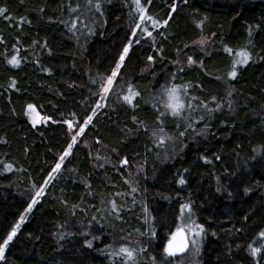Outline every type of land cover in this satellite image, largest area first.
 <instances>
[{"label":"trees","instance_id":"trees-1","mask_svg":"<svg viewBox=\"0 0 264 264\" xmlns=\"http://www.w3.org/2000/svg\"><path fill=\"white\" fill-rule=\"evenodd\" d=\"M140 3L143 22L133 0H0V244L68 149L69 124L87 119L117 53L133 41L122 86L110 91L0 264H119L109 253L122 235L146 249L139 264H153L165 233L188 214L182 205L204 228L196 264H264V0ZM202 38L204 49L193 46ZM240 51L250 59L229 79ZM188 57L194 63L181 71L178 59ZM129 85L140 93L131 104L123 100ZM173 85L187 86L185 108L220 106L195 107L185 136V121L160 116ZM28 105L47 122L32 126ZM159 127L175 141L157 147L151 134Z\"/></svg>","mask_w":264,"mask_h":264},{"label":"snow or ice","instance_id":"snow-or-ice-1","mask_svg":"<svg viewBox=\"0 0 264 264\" xmlns=\"http://www.w3.org/2000/svg\"><path fill=\"white\" fill-rule=\"evenodd\" d=\"M133 4L135 5V12L139 13V20L141 22H143L145 20L146 14H147V9L141 6L140 0H133ZM128 6V5H125ZM95 10L96 11H100L101 9V4L98 2L95 4ZM3 9H0V12H3ZM172 11L175 12L176 11V5L173 4L172 5ZM130 16L133 15V13H129ZM148 19L152 20L153 25H157L159 22L157 20L152 19L151 16L147 17ZM135 22V21H134ZM168 21L165 20L163 21V24H167ZM141 24L140 23H135V28H140ZM143 32L147 33V36L151 37L152 33L150 31H147V29H143ZM132 36L136 37L137 36V32L135 31V29L132 30ZM144 39L143 35H139L138 38L134 41L135 43H140L141 40ZM133 43V41H129L127 45H125L122 49V52H118V60L114 61V68L111 70V74L109 76H107L106 78H103L100 84V88L102 89V92L105 94L104 96H102L101 98L104 99L105 96L111 91L112 85L117 82L116 81V77L118 75V73L121 71L122 67L125 64L126 61V57H129V53H130V46ZM201 47H203V45L205 43H207L206 39H201L199 41ZM225 51H230V49H225ZM237 57L238 59H235L232 63V67L231 70L229 72V79H235L236 75H237V65H244L247 64L250 56L249 53L247 51H240L237 52ZM154 61V56H149L148 57V62L149 64H151ZM9 63H11L13 66H16L19 61L16 59L15 56L12 57V59L9 61ZM187 63L189 66H191L194 61L192 59V57H188ZM181 71H183V69H181ZM173 76H175V73L172 74ZM106 81V82H105ZM93 83H96L95 80L92 81ZM128 92L129 95H125L123 96V100L126 103L131 104L132 100H134L137 96L140 95L139 92L134 91V88L129 85L128 87ZM164 93L167 96L168 99V103L166 104V108L168 109L167 113L161 112L160 116L161 117H166L167 115H171L172 117L176 118L178 121L179 120H183L185 121V130L184 131H180L179 132V136H185L186 135V130L188 128H191L192 124L191 121L194 119L193 116L191 115V112L195 111L194 106L189 103L187 105V108L190 110L189 111V115L188 116H182V112L185 111V104L182 102L181 100V94L183 93L184 95L188 94L187 91V86H183V88L179 87V86H170V87H166L164 89ZM229 95H231L229 93ZM192 99H196V97H192ZM102 105L97 102L96 103V108H100ZM32 105H28L29 110H32ZM200 107H203L205 109H207V111L211 112V111H215L218 110V108L220 107L218 104L216 105V108H209L207 105H204L203 103H201ZM93 112H95V109H93ZM93 117L92 116H88L87 119H85L83 121V126L77 125V127H79V132L74 133L73 137H72V142L68 144V149H72L73 144L76 143V138L80 135H82L85 132V128L89 125V123L92 121ZM199 119H203V116H200ZM135 121V118H134ZM35 123V121L33 122ZM142 123V122H141ZM69 127L71 128L72 125L69 124ZM177 127H179V124L177 125ZM152 139L154 144L157 147H164L166 145L167 142L170 141H175L176 137L172 136V135H167L165 134V129L163 127H159L155 130L152 131ZM70 154L69 151H64L63 155H61L59 157L60 162H57L55 164V166L51 169V172L49 173L48 179H46L44 181V184L47 185L49 183V180L55 179V177L53 176V173H58L61 168H62V163L65 159V157H67ZM208 162V161H205ZM122 163L126 164L127 160L125 159ZM7 168H11V165H6ZM127 182V181H126ZM180 183L183 184L184 180L181 179ZM132 192H136L137 189L135 187H132ZM245 191H247V189H245ZM44 192V188L40 187L36 192L35 195L31 197V203H29L27 205V208L25 209V212H30L33 208V205H35L38 200L37 198L40 197ZM231 195V193H230ZM187 208L186 205H182V209ZM190 211V209H188ZM145 211H147V209H145ZM117 212V207L116 204L113 202L112 203V207H111V213H116ZM24 216H20L19 220L20 222L24 221ZM93 219L95 220L96 217H93ZM20 228V223H16L13 227H11L10 232L8 233L7 237L5 239H3V243L0 244V259L4 258V253H5V248L9 245L10 241L13 240V238L17 235V231ZM139 231V229L137 230ZM204 232V228L202 225L199 224H194V222L191 220V216L187 217L185 220V225L184 227H178L176 229L175 232H173L171 234L170 239H168L166 246H164V253H166V255L168 257H175L177 256L179 253H183L189 246V242L193 245V247L196 249V251L198 252V241L196 239H192L191 241H189V236H195V237H199L201 235V233ZM143 234V233H142ZM85 235H87L85 233ZM261 236L264 237V232L261 233ZM123 238V237H122ZM88 247H91V243L89 242ZM141 252L146 251V249H144L143 247L140 248ZM260 249L259 248H251V254L253 256L256 255L257 252H259ZM109 255H114V256H119L121 257V260L119 262V264H139V261L136 259L137 257V253L136 250L134 248H129V247H124V246H120L118 251H114L109 253ZM165 264H171V261H165Z\"/></svg>","mask_w":264,"mask_h":264},{"label":"rangeland","instance_id":"rangeland-1","mask_svg":"<svg viewBox=\"0 0 264 264\" xmlns=\"http://www.w3.org/2000/svg\"><path fill=\"white\" fill-rule=\"evenodd\" d=\"M139 23V22H138ZM135 30H138V28H135ZM131 40V39H130ZM199 41L200 40H198L197 42H195L194 44H193V46H196V47H199V48H201V49H204L207 45H208V41H207V43H205L204 45H203V47H201V45H200V43H199ZM188 60V59H187ZM187 60H184V59H178V62L176 63V67H178V68H183L182 66L183 65H185L186 67L187 66H189L188 65V63H187ZM183 62V63H182ZM184 66V67H185ZM104 78H106V77H104ZM116 81L117 82H115L113 85H112V88H111V91L112 90H116L117 88H119V87H121L122 85H121V83L119 82V80H118V75H117V77H116ZM106 82V81H105ZM120 91V90H119ZM110 93V92H109ZM108 93V94H109ZM108 94L105 96V98L104 99H102L101 97L102 96H104L105 94L102 92V89L100 88V92L98 93V97H97V100L95 101V103H94V107H93V109H95V112H93V109H92V111H91V113H90V115L89 116H92L93 118H94V116L97 114V112L99 111V110H101L103 107H104V105H105V103H106V100H107V96H108ZM166 99V104L168 103V99H167V97L165 98ZM97 102H99L102 106L100 107V108H96V103ZM196 107V109H197V111H198V109L199 108H202L201 110L203 111V107H199V106H195ZM194 107V108H195ZM167 109V108H166ZM167 112H168V109L166 110ZM189 109L186 107L185 108V111L184 112H182V114L181 115H183V116H188L189 115ZM202 111H200V112H202ZM206 113H207V111H206ZM25 114H26V117H27V120L29 121V123L32 125V126H37V125H40V124H45L46 122H47V120L45 119V118H42L41 116H40V114L38 113V111L34 108V107H32V110H29V108L27 107L26 108V110H25ZM191 115L193 116V113L191 112ZM195 116H193V117H195L196 118V116H198V114H194ZM35 121V123H33ZM81 126H83V124L81 125ZM70 128V127H69ZM70 132H71V140H70V143L72 142V137H73V134L74 133H77V132H79V127H76V125H72V127L70 128ZM84 134V133H83ZM83 134L82 135H80V136H78L77 138H76V143L79 141V139L81 140L82 139V136H83ZM75 143V144H76ZM75 144H73V147L75 146ZM87 145V144H86ZM90 146V145H89ZM67 151H71V149L69 150V149H67ZM66 158V157H65ZM65 160V159H64ZM124 160L122 159L121 160V165L122 166H129V165H127V164H124V163H122ZM58 162H60V160H58ZM64 162V161H63ZM63 162H61L62 164H63ZM129 168V167H128ZM134 169H138L136 166H133L132 168L130 167V170H134ZM60 172V171H59ZM58 172V173H59ZM58 173H53V176L55 177ZM141 177V179H144L143 177V175H141L140 176ZM48 179V178H47ZM53 180V179H52ZM52 180H49V183L50 182H52ZM48 183V184H49ZM48 184L47 185H43L42 187L44 188V191H45V189L47 188V186H48ZM133 187V186H132ZM37 190H34V191H32V193H31V197L32 196H34L35 195V192H36ZM44 193V192H43ZM43 195V194H42ZM41 195V196H42ZM41 196L40 197H38L37 198V200H39L40 198H41ZM31 197H30V200H31ZM29 203H31V201L29 202ZM33 207H34V205H33ZM33 209V208H32ZM184 211H188V209L187 208H185L184 209ZM31 212V211H30ZM30 212H25L24 214H23V216L25 217L24 218V221L23 222H20V220H18V222L17 223H20V227L25 223V220H26V217H27V215L30 213ZM189 216H191V214H189V211H188V214L186 213V212H183V213H181V216L179 217V220H178V226H177V228L178 227H184V225H185V220H186V218L187 217H189ZM191 220L193 221V219H192V217H191ZM195 224V223H194ZM176 228V229H177ZM20 229V228H19ZM19 229H18V231H19ZM176 229L175 230H173L172 232H168V233H165V236H166V238H165V241H164V246H166V244H167V241H168V239H170V237H171V234L173 233V232H175L176 231ZM17 231V232H18ZM118 237V236H117ZM117 237H115V239L117 238ZM123 237V238H122ZM203 237H204V232L203 233H201V235L199 236V237H195V236H189V241H191L192 239H196L197 241H198V252L196 251V249L193 247V245L189 242V246H188V248L186 249V251L182 254V255H180V256H177V257H168L167 255H166V253H164V246H163V248H162V251L160 252V255H159V257L156 259V262H151V263H153V264H165V261H168V260H170L171 261V264H196V262H197V258H198V255H199V253H200V249H201V242H202V239H203ZM140 239L138 238H136V237H131V236H129V235H122V236H120V237H118V239L116 240V245L118 246V247H120V246H124V247H131V248H134L135 250H136V253H137V255H140L141 253H140V247H139V245H140V243H138V241H139ZM5 250H6V248H5ZM5 254H6V252L4 253V257H5ZM116 257H119V256H116ZM1 260H3V259H0V261Z\"/></svg>","mask_w":264,"mask_h":264},{"label":"water","instance_id":"water-1","mask_svg":"<svg viewBox=\"0 0 264 264\" xmlns=\"http://www.w3.org/2000/svg\"><path fill=\"white\" fill-rule=\"evenodd\" d=\"M185 251H186V250H185ZM185 251H184V252H185ZM184 252H183V253H184ZM183 253H179L177 256L182 255Z\"/></svg>","mask_w":264,"mask_h":264}]
</instances>
